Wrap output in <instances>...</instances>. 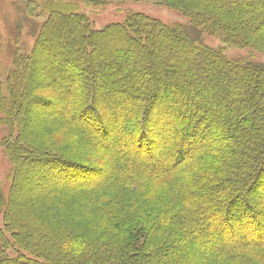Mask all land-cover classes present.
Listing matches in <instances>:
<instances>
[{"label": "trees", "instance_id": "16d2710c", "mask_svg": "<svg viewBox=\"0 0 264 264\" xmlns=\"http://www.w3.org/2000/svg\"><path fill=\"white\" fill-rule=\"evenodd\" d=\"M22 1L44 19L0 85V264H264V64L202 40L264 54V0H174L187 25L128 11L99 28L76 0ZM29 173L48 188L17 208Z\"/></svg>", "mask_w": 264, "mask_h": 264}, {"label": "rangeland", "instance_id": "374dc122", "mask_svg": "<svg viewBox=\"0 0 264 264\" xmlns=\"http://www.w3.org/2000/svg\"><path fill=\"white\" fill-rule=\"evenodd\" d=\"M79 10L84 13L95 28L103 27L109 23L120 22L128 11L144 13L165 24L187 25L189 20L177 9L173 7L174 0H76ZM43 17L28 18L26 16L25 2L22 0H0V85L4 86L7 73L12 67V57L16 50L28 52L31 50L35 37L39 30ZM204 44L211 48L221 49L225 55L231 58L249 57L254 61L264 64V54L248 48H236L226 45L216 34L202 33ZM47 72L40 68V74L36 75L31 82L36 86L39 83H46ZM32 94L39 97H47L46 93L38 89ZM30 108L29 114L35 120H48L53 116V109L42 110L40 107ZM7 128L0 126V190L6 192L9 188V174L11 164L1 147V141L7 136ZM73 141H65L62 145L72 147ZM83 147L88 149L86 144ZM93 166H97L96 164ZM26 187L31 189L22 194L23 203H15L17 208L28 207L32 203L30 198H39L43 189L48 188V184L42 182L36 173H29V178L25 180ZM88 184H90L88 182ZM40 194V195H39ZM264 198V192L258 191ZM22 204V205H21ZM35 204H30L33 207ZM23 206V207H22ZM0 224L2 217L0 214ZM214 243L206 241L205 244L195 249V254L201 256L214 247ZM9 256H13V251H8Z\"/></svg>", "mask_w": 264, "mask_h": 264}]
</instances>
